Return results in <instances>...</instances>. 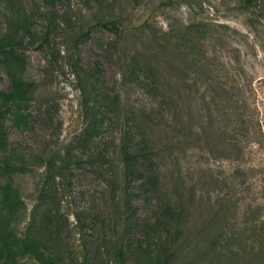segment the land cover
<instances>
[{
    "label": "rangeland",
    "instance_id": "rangeland-1",
    "mask_svg": "<svg viewBox=\"0 0 264 264\" xmlns=\"http://www.w3.org/2000/svg\"><path fill=\"white\" fill-rule=\"evenodd\" d=\"M1 40L25 60L24 77L34 88L26 107L9 99V57L1 53L0 135L8 146L0 144V211L8 197L16 200L15 231L30 220L43 181L45 166L35 156L70 153L74 161L59 187L65 200L54 210L64 224L53 236L64 247L62 264H113L109 250L119 238L131 264L146 246L173 252V264H205L195 261L202 243L191 241L193 233L175 239L176 231L201 226L221 208L231 228L248 227L246 245L259 250L264 0H0ZM83 69L103 77L121 104V117L107 116L92 139L82 138L87 116L77 72ZM143 143L153 149L155 168L143 165L142 173L157 170L160 188L143 192L138 180L129 184L137 215L152 218L168 196L183 222L190 220L175 224L167 240H152L143 226L124 227L115 219L122 204L107 191L121 149ZM82 209L80 224L73 212ZM233 247V264H243L248 248ZM0 264L11 263L0 258Z\"/></svg>",
    "mask_w": 264,
    "mask_h": 264
},
{
    "label": "trees",
    "instance_id": "trees-1",
    "mask_svg": "<svg viewBox=\"0 0 264 264\" xmlns=\"http://www.w3.org/2000/svg\"><path fill=\"white\" fill-rule=\"evenodd\" d=\"M172 1L170 0V2ZM22 13L25 21L27 11L23 9ZM7 45L8 41H0V54L8 53L9 57L6 63L12 78V90L9 99L20 107L25 106L31 101L34 88L24 77L25 60L18 53L8 51L9 47ZM77 74L80 79V90L85 95L83 107L87 116V125L82 132V138L92 139L104 130L107 116L112 115L115 120L121 117L120 98L116 93L108 92L104 88L106 86L104 78L98 77L91 70L83 69L78 71ZM19 117L20 120L25 118L23 114L18 115ZM0 144L4 147L8 146L6 136L0 135ZM68 155L69 157L65 158H57L55 155L46 153H39L35 156L36 160L45 166L44 176L38 187L30 220L22 232L15 231L14 226L19 215L18 209L14 208H19V206L16 204L15 199L7 198L5 208L0 211V258H5L11 264H31L30 261H33V264L34 262L39 264L63 263L64 247L53 236L56 233L59 234L64 224L60 221L58 212L56 214L54 210L60 208L65 200L64 194L59 191V187L63 183L61 179L67 176L66 171L70 169L69 163L74 161L72 155L70 153ZM151 163L154 169L153 149L149 144H140L137 149L122 148L119 158L120 168L106 178L107 191L111 199H117L122 204V207H120L123 209L115 215V219L120 220L124 227L143 226L148 230V237L152 240L156 237L160 239L164 237L167 240L168 235L172 234V227L183 222L184 215L178 209L179 207L166 196L155 211L154 216L144 219L137 215L136 207L133 204V197L136 194L129 190V184L134 180L139 181L138 188L143 192L160 188V178L157 170H153L152 175L142 173V166ZM7 173L10 182L6 185V190L11 195L14 188L10 170H7ZM73 213L77 222L81 224L85 209ZM248 220L249 218L245 219L244 222L247 223ZM189 221L187 219L185 222L188 223ZM227 222V211H225V208H221L215 215L203 217L201 226L197 224L195 228H191L184 224V227H182L184 230L178 229L176 231L175 239L180 238L181 235L184 237L188 233H193L194 237L191 241H195L196 244L202 243L201 246H198L197 258L195 259L199 263H235L234 259L238 257V249L234 248L233 245L235 246L238 243V245L244 246V250L246 248L249 250L248 253H244L240 257L245 264H264V241L263 243L259 242V250H255V247L250 249L246 245L248 227L238 228L237 230L231 228ZM157 247V249H161L159 246ZM128 249L124 240L119 238L109 250V254L113 255V264H131L127 259ZM157 249L146 246L142 253L136 256L133 264L174 263L175 256L173 252Z\"/></svg>",
    "mask_w": 264,
    "mask_h": 264
}]
</instances>
